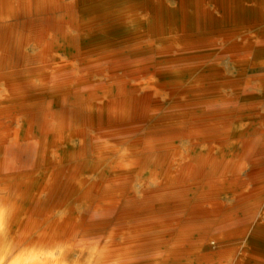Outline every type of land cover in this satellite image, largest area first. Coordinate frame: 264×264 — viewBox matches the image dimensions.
Listing matches in <instances>:
<instances>
[{
	"label": "bare ground",
	"instance_id": "1",
	"mask_svg": "<svg viewBox=\"0 0 264 264\" xmlns=\"http://www.w3.org/2000/svg\"><path fill=\"white\" fill-rule=\"evenodd\" d=\"M213 1L217 21L233 13L234 0ZM209 21L206 0H0L1 71L26 65L19 73L49 90L46 104L11 115L13 99L0 90V264H172L178 256H189L185 264H264V180L248 171L264 170V130L240 133L232 151L214 154L187 115L173 120L159 110L166 83L174 82L168 100L185 102L214 75L202 60L189 65L190 54L161 56ZM30 45L38 53L29 55ZM106 50H114L108 70L81 68ZM168 126H187L178 139L188 144L156 135ZM184 169V185L164 193ZM132 173L137 187L122 183ZM115 209L123 222L150 211L177 217L89 237L93 213ZM145 249L156 257L129 261Z\"/></svg>",
	"mask_w": 264,
	"mask_h": 264
},
{
	"label": "rangeland",
	"instance_id": "2",
	"mask_svg": "<svg viewBox=\"0 0 264 264\" xmlns=\"http://www.w3.org/2000/svg\"><path fill=\"white\" fill-rule=\"evenodd\" d=\"M234 1L233 13L230 15L222 13L219 16L220 21H217L218 14L214 11V1L206 0V8L211 21L208 22L209 25L207 24L205 29L194 31L198 38H194L184 44H167L161 48L163 62H177V60L185 58L187 54H190V58L188 57L190 60L187 61L189 65L199 66L202 60L206 67L216 69L214 75L209 73L201 83H196L197 85H201L203 89L190 94L188 101L172 103V99L168 100L171 95L168 96L167 94L172 89L171 86L173 85L171 84L174 83L173 81L166 83V85L162 83L164 86L159 88L162 92L161 98L163 100L162 105L159 106L161 115L163 113L168 118H173V120L187 115L191 121L190 131L191 133L194 132L196 137L198 136V142H201L199 145L206 149L212 146L213 152L215 151L214 154L219 153V148L221 147L226 149V151H232L231 149L236 147L237 142L243 138V135H240V133H245L248 137L252 136L254 132L264 130V124L260 121V117H264V88H260L258 85L259 79L264 77V2L263 0ZM169 3H173V1ZM38 51L39 47L36 48L33 45H30L27 49L29 55H35ZM113 51L106 50L86 56L81 68L93 73L94 64H104L105 70H108L110 65L107 63L112 60L108 54ZM34 65L32 63L29 64V66ZM24 67L26 65L10 69L5 68V72L0 69V75H7V77L2 78L6 80V83L3 84L2 79H0V90H6V93L10 96L9 98L13 99L10 108L6 110V114L8 115L20 111L38 109L46 104L49 99V90L38 85L39 80L35 79L36 76H33L32 73H19ZM65 72L62 74L65 75ZM8 74L10 75L8 76ZM128 74H130V71L127 70L121 76L126 77ZM1 121H3V118L0 114ZM260 124H263V126ZM170 126L163 127V130L158 131L159 134L156 132V135L167 137L175 134L174 137H177V139L180 136H186L187 126H183L181 129L176 126H173L172 129ZM154 131L151 130L150 134L155 135ZM177 142L188 144L186 140L181 142L178 139ZM206 149H204L205 152L207 151ZM256 167H250L248 171H252L251 178L253 182L258 183L264 180V170L260 171V168ZM184 171L186 172L188 169L175 171L173 174L175 179L174 184L164 186V193L172 194L174 193V189L177 192V187L184 185L186 182L185 178H187ZM126 176L127 178L122 183L127 186L137 187L136 181L138 178L136 173ZM181 178H184L183 182H181ZM218 187L221 188L220 186ZM153 188L154 186L151 184L149 190H153ZM136 190L139 189L136 188ZM118 211L119 209L111 210V213L94 212L93 218L95 219H93L94 224L92 223L93 226L90 229L89 237L96 241L113 227H157L161 224L173 223L177 217V212L174 209L165 214L158 212L159 215L152 214V211H150L143 212L137 218L130 217L123 222L116 217ZM101 217L102 220L104 219L103 221L100 219ZM102 232L103 234H101ZM145 252L138 255V258H131L129 261L142 262L156 257V255H151L152 251L150 252L145 249ZM188 258L189 256H178L172 264H185ZM190 261L191 264H206L195 259H190L189 264ZM144 264L149 263L144 262Z\"/></svg>",
	"mask_w": 264,
	"mask_h": 264
},
{
	"label": "crops",
	"instance_id": "3",
	"mask_svg": "<svg viewBox=\"0 0 264 264\" xmlns=\"http://www.w3.org/2000/svg\"><path fill=\"white\" fill-rule=\"evenodd\" d=\"M263 2H264V0H263ZM263 2H261V3H263ZM258 85H259L260 88H264V77L259 79Z\"/></svg>",
	"mask_w": 264,
	"mask_h": 264
}]
</instances>
